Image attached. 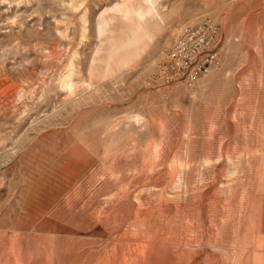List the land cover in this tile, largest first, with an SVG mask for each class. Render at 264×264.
I'll list each match as a JSON object with an SVG mask.
<instances>
[{
	"label": "rangeland",
	"instance_id": "rangeland-1",
	"mask_svg": "<svg viewBox=\"0 0 264 264\" xmlns=\"http://www.w3.org/2000/svg\"><path fill=\"white\" fill-rule=\"evenodd\" d=\"M204 16L221 66L147 86ZM138 245L264 264V0H0V264H127Z\"/></svg>",
	"mask_w": 264,
	"mask_h": 264
},
{
	"label": "built area",
	"instance_id": "built-area-1",
	"mask_svg": "<svg viewBox=\"0 0 264 264\" xmlns=\"http://www.w3.org/2000/svg\"><path fill=\"white\" fill-rule=\"evenodd\" d=\"M221 46L220 28L213 17L184 23L162 52L158 69L147 86L165 88L175 83L193 86L221 66Z\"/></svg>",
	"mask_w": 264,
	"mask_h": 264
},
{
	"label": "bare ground",
	"instance_id": "bare-ground-1",
	"mask_svg": "<svg viewBox=\"0 0 264 264\" xmlns=\"http://www.w3.org/2000/svg\"><path fill=\"white\" fill-rule=\"evenodd\" d=\"M128 191V190H127ZM131 193V192H130ZM129 193V194H130ZM130 196V195H129ZM41 230V229H40ZM41 232V231H40ZM47 233V232H46ZM39 234V233H38ZM104 235V234H103ZM108 238V237H107ZM54 239V238H53ZM143 239V238H142ZM45 242V241H44ZM149 242V241H148ZM110 244V243H109ZM139 244V243H138ZM144 244V243H143ZM46 245V244H45ZM44 245V247H45ZM140 245V244H139ZM138 245V246H139ZM110 247V246H109ZM131 247V246H130ZM43 249V248H42ZM127 250V249H126ZM139 253H137L135 256L131 257V260L127 264H164V257L160 253H156L157 260L153 262V255L151 253V250L149 248L139 246ZM45 253V252H44ZM115 253V251L113 252ZM123 253V252H122ZM127 254V252H126ZM25 259V257H24ZM120 259V258H119ZM29 261V260H28ZM119 264V263H118Z\"/></svg>",
	"mask_w": 264,
	"mask_h": 264
}]
</instances>
